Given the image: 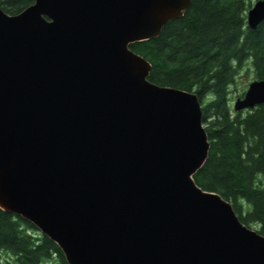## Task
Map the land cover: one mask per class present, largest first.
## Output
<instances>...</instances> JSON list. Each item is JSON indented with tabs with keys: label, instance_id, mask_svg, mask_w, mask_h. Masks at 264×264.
<instances>
[{
	"label": "water",
	"instance_id": "95a60500",
	"mask_svg": "<svg viewBox=\"0 0 264 264\" xmlns=\"http://www.w3.org/2000/svg\"><path fill=\"white\" fill-rule=\"evenodd\" d=\"M191 0L0 5V208L68 264H264V235L194 175L210 141L198 94L149 79L130 44ZM264 0L247 14L257 29ZM264 104V78L234 103Z\"/></svg>",
	"mask_w": 264,
	"mask_h": 264
},
{
	"label": "trees",
	"instance_id": "16d2710c",
	"mask_svg": "<svg viewBox=\"0 0 264 264\" xmlns=\"http://www.w3.org/2000/svg\"><path fill=\"white\" fill-rule=\"evenodd\" d=\"M34 1L0 0V5L17 14ZM252 4L191 0L158 37L130 47L151 62L152 82L198 94L210 150L194 179L230 201L239 218L264 235V104L246 114L233 113L229 105L241 69L253 68L264 78V21L257 29L248 26ZM0 258L10 264H68L61 248L33 223L1 208Z\"/></svg>",
	"mask_w": 264,
	"mask_h": 264
},
{
	"label": "rangeland",
	"instance_id": "374dc122",
	"mask_svg": "<svg viewBox=\"0 0 264 264\" xmlns=\"http://www.w3.org/2000/svg\"><path fill=\"white\" fill-rule=\"evenodd\" d=\"M257 0H252V6L256 3ZM248 14V13H247ZM255 79H260L256 76V73L253 68H243L239 71L236 76L235 83L230 88V95H229V105L232 107V112L237 113L234 109V103L238 97H243L249 87V84L254 81ZM241 96V94H243ZM248 110H243V114H246ZM263 184H264V177H263ZM252 226V225H251ZM0 264H10L7 260L0 258Z\"/></svg>",
	"mask_w": 264,
	"mask_h": 264
}]
</instances>
